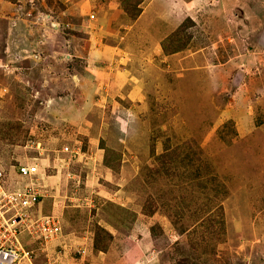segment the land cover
I'll return each mask as SVG.
<instances>
[{
    "label": "rangeland",
    "instance_id": "1",
    "mask_svg": "<svg viewBox=\"0 0 264 264\" xmlns=\"http://www.w3.org/2000/svg\"><path fill=\"white\" fill-rule=\"evenodd\" d=\"M25 163L62 227L35 264H264V0H0Z\"/></svg>",
    "mask_w": 264,
    "mask_h": 264
},
{
    "label": "built area",
    "instance_id": "2",
    "mask_svg": "<svg viewBox=\"0 0 264 264\" xmlns=\"http://www.w3.org/2000/svg\"><path fill=\"white\" fill-rule=\"evenodd\" d=\"M39 173L34 163L18 165L16 174L25 182L18 186L6 182L0 170V264H35L32 251L24 248L25 234L46 243L62 234L56 215H42L36 210L41 199Z\"/></svg>",
    "mask_w": 264,
    "mask_h": 264
},
{
    "label": "trees",
    "instance_id": "3",
    "mask_svg": "<svg viewBox=\"0 0 264 264\" xmlns=\"http://www.w3.org/2000/svg\"><path fill=\"white\" fill-rule=\"evenodd\" d=\"M133 17H135V16H133ZM102 149H104V148H102ZM104 150H106V149H104ZM105 162H107V161L105 160Z\"/></svg>",
    "mask_w": 264,
    "mask_h": 264
}]
</instances>
